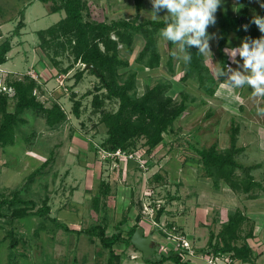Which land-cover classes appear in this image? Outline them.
<instances>
[{"label": "rangeland", "instance_id": "rangeland-1", "mask_svg": "<svg viewBox=\"0 0 264 264\" xmlns=\"http://www.w3.org/2000/svg\"><path fill=\"white\" fill-rule=\"evenodd\" d=\"M86 2V17L97 21L133 18L138 12L135 0ZM144 2L141 18H151V0ZM236 2L228 1L232 7ZM247 3L249 13L255 15L261 0H248ZM52 6V1L0 0V43L9 37L12 44L7 54L8 61L0 65L1 80L6 84L25 75L33 78L37 75L41 84V89L36 91L39 99L48 107L58 101L68 114L65 123L50 128L31 109L24 112L27 123L17 131L15 145L0 148V192L9 193L13 188L29 184L24 197L36 203L34 211L43 205L47 197L50 216L61 223L78 229L102 223L109 234L120 231L123 238L128 237V228L136 223V217L140 215L139 227L152 237L154 246L159 245L153 259H157L161 252L175 248L178 242L175 239L186 238L191 248L185 257L189 264H208L201 250L206 248L210 232L217 233L228 214L236 209L243 211L254 222L251 216L256 218L264 210V191L256 190L259 197L249 199L247 194L235 193L224 184L215 189L197 163L195 149L208 148L213 144H217L219 150L229 147L230 128L238 125L237 145L243 146L244 151L237 156V160L245 166L256 165L252 174L264 185V116L257 114V106L264 107V100L252 98V89L247 83L230 91L222 87L223 81L217 79L213 84L216 89L214 96H207L192 80H181L183 60L177 57H173L175 74L171 75L165 65L166 40L161 36L158 39L163 65L152 70L135 64L134 58L143 46L142 39L138 38L135 53H121L129 58L131 68L137 72L138 95L144 92L146 84L153 86L158 80L168 81L171 85L168 94L173 101L180 103L186 95L188 107L152 152L147 153L144 140L140 139L136 159L105 158L96 146L105 138L106 127L100 122L92 104L94 89L99 85L98 78L85 72L83 78L77 81L76 73L83 65H71L70 70L64 73L71 60L59 55L58 64H55L39 47L37 31L48 28L65 16L64 11L52 13ZM167 15L166 9L157 12L158 19H165ZM19 21L24 25L18 35H13ZM213 33L217 34V30L213 29ZM244 40L238 39L234 47H240ZM248 43L251 49L253 43ZM178 44L173 45V51ZM209 44L213 56L205 58L213 73V68L219 66L215 39H210ZM236 61L243 64L239 54ZM232 67L236 69L237 64H232ZM76 100L80 101L79 117L74 113ZM9 102V109L12 110L14 103L11 98ZM105 106L109 110L117 108L116 102L109 100H106ZM48 159V165L42 168L43 162ZM140 161L144 162V167H141ZM36 169L39 171L30 182L28 176ZM157 174L162 176L160 180H156ZM102 181L109 188L107 194L101 195L96 209L93 199L101 193ZM158 208H164L159 221L155 219ZM5 222V219H0V264L107 262L108 251L97 239L90 241L85 235L61 228L51 231L54 226L50 220L46 221L44 231L38 229L40 219L37 216L15 221L12 228ZM251 225L254 228L252 223L244 225L243 234L249 231ZM259 225L256 237L264 238V223ZM9 228L15 230L18 237L15 248L9 246V239H3ZM258 246L255 250L264 252L263 244ZM114 248L121 254V260L115 264H147L142 253L133 247L120 243Z\"/></svg>", "mask_w": 264, "mask_h": 264}, {"label": "trees", "instance_id": "trees-1", "mask_svg": "<svg viewBox=\"0 0 264 264\" xmlns=\"http://www.w3.org/2000/svg\"><path fill=\"white\" fill-rule=\"evenodd\" d=\"M40 1H52V13L65 12V16L58 22L37 31L41 51L55 64H58L56 60L59 55L70 59L69 68H65L64 73L70 70L71 65L78 63L83 65V68L76 73L77 81L83 78L85 72H90L99 80V85L94 89L92 104L94 112L100 116V122L106 127V136L96 148L99 147L101 151L111 154L119 149L128 154H136L138 141L143 139L147 153L152 152L163 142L164 135L172 129L176 119L187 109L188 96L185 95L180 103H175L172 96L168 94L170 83L163 80H158L153 86L146 84L144 92L138 95L137 72L131 68L129 58L122 56L121 53L124 52L128 55L135 53L136 41L141 38L143 46L136 54L134 63L152 70L161 67L163 55L158 38L160 30L166 26L165 19L141 18L140 12L144 7V0H135L138 11L135 17L111 21L87 18L86 0ZM228 1L221 0V7H218L214 14L215 25L209 24L206 27L208 37H211L213 29L217 30L219 39H215V51L222 69L229 64L228 55L223 51L226 47L233 48L238 38L248 37L247 41L251 43L264 35L258 26L252 23L254 15L249 13L248 0L238 1L243 5L239 12H234ZM262 4H264V0H262ZM224 5L228 6L223 8ZM261 5L255 15L264 18V7ZM23 25V22L19 21L13 35H18ZM243 25H248L247 31L244 30ZM203 39L204 37H201L202 42ZM166 44L167 60L165 65L170 74L174 75L175 69L171 55L174 43L166 41ZM185 46V52L190 54L192 59L189 64L182 63L181 80L184 82L192 80L207 96H214L216 89L213 84L217 80L206 64L205 56L198 53V47ZM11 48L9 37L0 43V65L8 61L7 54ZM88 64H91L92 68H86L85 66ZM226 77L227 75H221L219 79L224 81ZM1 82L3 81L0 75ZM5 85L14 89V95L9 96L6 92H0V148L15 145L17 131L27 123V119L23 117L27 109H31L36 117L44 119L50 128H55L68 119L67 112L58 101H54L48 107L39 99L36 91L41 89V84L38 79L25 75L23 78L6 82ZM10 98L14 103L12 110L9 109ZM106 100L116 102L117 108L109 110L105 106ZM79 108L80 101L76 100L74 113L77 117L80 116ZM230 130L229 147L219 150L218 145L213 144L208 148L195 149L197 163L201 165L204 175L210 179L215 189H219L224 184L235 193L247 194L249 199H256L259 197L255 193L256 190L264 191V185L252 174L256 165L245 166L237 160V156L244 151L243 146L237 145L240 127L232 125ZM48 163L49 159L43 162L41 167L47 166ZM38 171L39 169H36L28 176L30 182ZM161 177L160 174L155 176L156 180H160ZM108 188V185L102 181L101 193L96 194L93 199L96 209H98L101 195L107 194ZM28 190L29 184L13 188L9 193L0 192V219H5V223L10 228L15 221L37 216L40 219L38 229L44 231L46 221L50 220L54 226L51 231L61 228L66 232L85 235L90 241L97 239L101 246L108 251L109 256L106 264H115L121 260V254L116 252L115 245L123 243L127 247L136 249L131 243V237L139 227L140 215L136 217V223L128 228L127 238H123L120 231L109 234L106 226L102 223H95L80 229L71 228L68 224L61 223L55 217L50 216L51 208L47 203V197L43 205L34 211L36 203L32 199L24 197V193ZM163 211L164 208L159 209L155 219L159 221ZM248 223H251L250 218L240 209L229 213L220 230L217 233L210 232L206 248L201 252L205 256L228 255L243 263L253 262L259 256V252L249 242L250 239L255 238L253 226L251 225L249 231L243 234L244 225ZM120 224L122 225L123 222ZM10 228L6 231L3 239H9V246L15 248L18 237L15 230ZM188 253V249L176 247L167 252H161L157 259H153V254L152 257L144 258V260L147 264H165L167 262L189 264V261L185 259Z\"/></svg>", "mask_w": 264, "mask_h": 264}, {"label": "clouds", "instance_id": "clouds-1", "mask_svg": "<svg viewBox=\"0 0 264 264\" xmlns=\"http://www.w3.org/2000/svg\"><path fill=\"white\" fill-rule=\"evenodd\" d=\"M151 18L157 20V12L166 9L168 15L165 16L166 26L160 30V36L172 43L179 42L177 49L171 52L173 57H177L185 64L191 62V55L185 52V45L198 47V53L202 56H213L210 39H219L216 33L211 37L206 35V27L209 24L215 25V13L221 7V0H151ZM243 5L238 0L233 5V11L239 12ZM264 7V4L261 5ZM252 23L258 26L261 33H264V18L254 15ZM245 31L248 25H243ZM201 37H204L203 42ZM248 37L241 42L240 47L228 48L223 51L229 56L231 61L225 68L215 66L213 68L214 78L220 80L221 75H227L222 87L235 91L242 88L245 83L252 89V98L264 100V35L259 39L253 40V47L250 49L247 42ZM239 54L243 58V64L236 61ZM232 64H237L233 69ZM234 82V83H232ZM257 114L264 116V107L257 106Z\"/></svg>", "mask_w": 264, "mask_h": 264}, {"label": "built area", "instance_id": "built-area-1", "mask_svg": "<svg viewBox=\"0 0 264 264\" xmlns=\"http://www.w3.org/2000/svg\"><path fill=\"white\" fill-rule=\"evenodd\" d=\"M35 79H37V75L34 76ZM0 92H6L8 93L9 96H13L14 95V89L12 87H8L7 85H5L3 82L0 83ZM102 154L105 156V158H108L110 156H115V157H125L126 159L128 158H132V159H136L134 153H125L124 151H121L120 149L117 150L116 152L114 153H108L106 151H102ZM139 158V157H138ZM139 160V159H137ZM140 165L141 167H144V162H141L140 161ZM159 209V208H158ZM177 240V246L176 247H182V248H185V249H188L189 252H191V248H190V245H189V242L186 238H177L175 239ZM175 247V248H176ZM205 259L207 260L208 264H242V261L237 259V258H233L231 256H208L206 255L205 256Z\"/></svg>", "mask_w": 264, "mask_h": 264}, {"label": "water", "instance_id": "water-1", "mask_svg": "<svg viewBox=\"0 0 264 264\" xmlns=\"http://www.w3.org/2000/svg\"><path fill=\"white\" fill-rule=\"evenodd\" d=\"M85 67L90 69L92 65L88 64ZM152 242V237L145 234L143 227H137L131 237V243L144 258H150L156 251H159V245L154 246Z\"/></svg>", "mask_w": 264, "mask_h": 264}, {"label": "crops", "instance_id": "crops-1", "mask_svg": "<svg viewBox=\"0 0 264 264\" xmlns=\"http://www.w3.org/2000/svg\"><path fill=\"white\" fill-rule=\"evenodd\" d=\"M261 2H262V0H261ZM261 5V4H260ZM259 8H260V6H259ZM238 39H240V38H238ZM237 39V40H238ZM236 40V41H237ZM237 45V42L235 43V46ZM260 215H257V217L255 218V217H253V216H251L252 217V219H254V222H253V220H251L250 219V221H251V223L252 224H254V235H255V238H252V239H250L249 240V242L251 243V245L254 247V249H256L257 248V246L258 245H261V244H263V246L262 247H264V238H257L256 236L258 235L257 233V231H259L258 229H260L259 227H260V225L259 224H263L264 223V220H263V218H264V210H262L260 213H259ZM257 219V220H256ZM257 222H258V226H257ZM257 234V235H256ZM261 243V244H260ZM258 249H259V246H258ZM257 250V249H256ZM264 263V252H259V256L253 261V262H251V263H244V264H263Z\"/></svg>", "mask_w": 264, "mask_h": 264}]
</instances>
